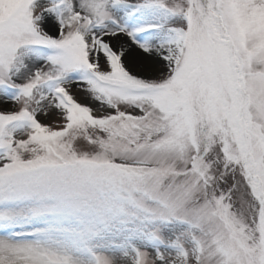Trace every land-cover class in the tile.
Returning a JSON list of instances; mask_svg holds the SVG:
<instances>
[{
    "label": "snow or ice",
    "instance_id": "1",
    "mask_svg": "<svg viewBox=\"0 0 264 264\" xmlns=\"http://www.w3.org/2000/svg\"><path fill=\"white\" fill-rule=\"evenodd\" d=\"M0 264H264V0H0Z\"/></svg>",
    "mask_w": 264,
    "mask_h": 264
}]
</instances>
